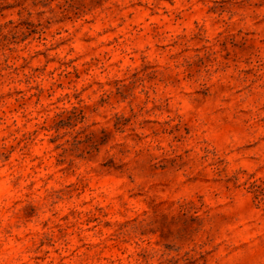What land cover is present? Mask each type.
Here are the masks:
<instances>
[{
    "label": "clouds",
    "instance_id": "obj_1",
    "mask_svg": "<svg viewBox=\"0 0 264 264\" xmlns=\"http://www.w3.org/2000/svg\"><path fill=\"white\" fill-rule=\"evenodd\" d=\"M0 264H264V0H0Z\"/></svg>",
    "mask_w": 264,
    "mask_h": 264
},
{
    "label": "rangeland",
    "instance_id": "obj_2",
    "mask_svg": "<svg viewBox=\"0 0 264 264\" xmlns=\"http://www.w3.org/2000/svg\"><path fill=\"white\" fill-rule=\"evenodd\" d=\"M5 8H13V7H15V5H5L4 6ZM165 227H167V224L165 223ZM169 247H172L173 245H168Z\"/></svg>",
    "mask_w": 264,
    "mask_h": 264
}]
</instances>
